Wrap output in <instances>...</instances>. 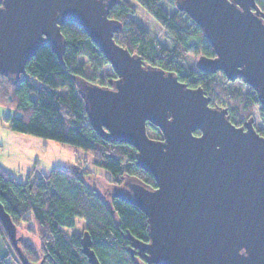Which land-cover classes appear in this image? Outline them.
Here are the masks:
<instances>
[{"label":"water","instance_id":"95a60500","mask_svg":"<svg viewBox=\"0 0 264 264\" xmlns=\"http://www.w3.org/2000/svg\"><path fill=\"white\" fill-rule=\"evenodd\" d=\"M115 0H0V74L18 77L49 44L62 62L65 21L80 25L117 77L111 86L78 80L90 124L104 139L132 144L156 187L126 179L115 195L147 216L149 240H133L137 264H264V136L254 118L232 123L202 87H190L119 44ZM215 56L196 68L253 87L264 107V12L256 0H179ZM157 126L162 139L148 133ZM199 131V133H196ZM14 244L17 227L0 201ZM82 251L101 264L89 232ZM144 253V254H143Z\"/></svg>","mask_w":264,"mask_h":264},{"label":"trees","instance_id":"16d2710c","mask_svg":"<svg viewBox=\"0 0 264 264\" xmlns=\"http://www.w3.org/2000/svg\"><path fill=\"white\" fill-rule=\"evenodd\" d=\"M256 2L264 12V0ZM109 16L122 23L114 34L119 44L147 64L174 72L188 86L202 87L212 106L227 108L232 123L240 126L253 118L255 106L264 122V107L253 87L241 79L245 89L226 86L224 72H205L189 62L191 54L213 57L215 52L204 30L180 9L179 0H115ZM61 31L66 41L62 62L44 44L27 61L24 73L0 74V104L15 110L2 120L13 131L89 152L93 163L107 170L105 180L113 188L92 187L87 177L96 173L80 162L70 168L53 167L25 181L0 164L1 203L17 231L27 222L30 236L40 240L36 248L31 239L17 233L14 244L0 218V235L7 247L0 252V264H91L82 251L86 231L101 264H137L143 258L133 240H149L147 216L115 192L126 179L150 187H156V181L138 165L132 144L106 140L90 124L78 80L107 86L117 75L80 25L65 21ZM106 66L110 72H98ZM147 124L150 136L163 138L157 126ZM258 131L264 136V127ZM77 217L85 220L83 232L68 233L65 227H74Z\"/></svg>","mask_w":264,"mask_h":264},{"label":"rangeland","instance_id":"374dc122","mask_svg":"<svg viewBox=\"0 0 264 264\" xmlns=\"http://www.w3.org/2000/svg\"><path fill=\"white\" fill-rule=\"evenodd\" d=\"M197 58L198 56H195L194 54L188 56L189 62L194 64L193 66L195 67ZM98 72L103 74L110 72V69L106 66ZM225 85H233L234 88L242 87L245 89L240 79L235 81L226 79ZM6 113H15V110L10 106L0 104V163L14 172L19 180L25 181L29 177H34L43 173L47 174L56 166L70 168L76 162H80L96 173L94 176L91 175L87 177V181L92 187H107L109 185L105 180L106 176H108L107 170L95 165L93 163V156L89 152L68 143H61L56 140L21 133L13 131L8 127H3L5 123L4 121L2 122V115ZM253 118L254 125L257 129L264 127L259 106L253 108ZM108 187L113 188V186L111 187L110 185ZM27 225V222L21 223L19 227L20 229L17 233L31 239L35 247L39 248V238L37 236H30L31 234L27 230ZM84 226L85 220L77 217L76 225L69 228L65 227V229L68 233L83 232L82 229ZM2 238L3 237L0 235V252L7 249Z\"/></svg>","mask_w":264,"mask_h":264},{"label":"crops","instance_id":"0c3cea01","mask_svg":"<svg viewBox=\"0 0 264 264\" xmlns=\"http://www.w3.org/2000/svg\"><path fill=\"white\" fill-rule=\"evenodd\" d=\"M3 116V115H2ZM2 122H3V120H2ZM3 127H7L5 124H4V126ZM7 133H8V131H7ZM14 135V134H13ZM14 137V136H13ZM45 145V144H44ZM1 164V163H0ZM4 166V165H3ZM4 167H6V166H4ZM7 168V167H6ZM8 169V168H7ZM9 170V169H8ZM12 174H14L15 176H17L14 172H12L11 170H9Z\"/></svg>","mask_w":264,"mask_h":264},{"label":"flooded vegetation","instance_id":"af4514ba","mask_svg":"<svg viewBox=\"0 0 264 264\" xmlns=\"http://www.w3.org/2000/svg\"><path fill=\"white\" fill-rule=\"evenodd\" d=\"M201 56V55H200ZM200 56H198V58H197V60H196V62H195V64L197 63V61H198V59H199V57ZM244 124H242V126H243ZM146 241H148V240H146ZM139 254H141V253H139ZM144 254V253H143ZM142 258H143V256H142ZM144 259V258H143Z\"/></svg>","mask_w":264,"mask_h":264}]
</instances>
